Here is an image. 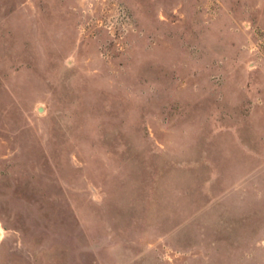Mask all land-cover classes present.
Listing matches in <instances>:
<instances>
[{"label": "rangeland", "instance_id": "1", "mask_svg": "<svg viewBox=\"0 0 264 264\" xmlns=\"http://www.w3.org/2000/svg\"><path fill=\"white\" fill-rule=\"evenodd\" d=\"M0 264H264V0H0Z\"/></svg>", "mask_w": 264, "mask_h": 264}]
</instances>
